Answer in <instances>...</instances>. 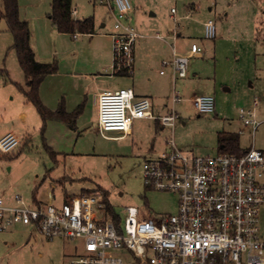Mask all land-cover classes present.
<instances>
[{"label":"rangeland","instance_id":"374dc122","mask_svg":"<svg viewBox=\"0 0 264 264\" xmlns=\"http://www.w3.org/2000/svg\"><path fill=\"white\" fill-rule=\"evenodd\" d=\"M131 1L132 24L143 35L137 46L136 69L134 74H114V41L112 55L104 49L109 40L105 35L114 25L107 4L99 0H73L76 18H95V33L75 38L52 26L48 18L51 0H19L20 15L31 26L37 57L58 64V69L41 84L42 101L56 109L59 99L75 100L78 85L86 90L80 97L82 100L85 96L77 128L53 119L44 124L31 102H21L20 92L14 88L20 66L12 48L13 36L6 21L0 20V130L11 129L17 135L21 129L28 131L13 151L0 154V192L7 203L13 202L15 194L30 201L34 196L47 198L52 192L56 196L54 202H71L73 197L105 189L107 201L122 226L130 205L141 207L145 214L177 212L178 192L148 188L144 181L146 158L164 150L170 138L191 155L216 154L220 132L238 136L242 148L254 143L264 149V96L258 95L257 106L244 98L251 87V75L258 67L264 68V1ZM209 18L217 24L214 39L202 38L203 22ZM179 31L185 47L194 39L204 44L206 59L194 61L201 74L215 76L229 88L217 93L215 112L200 114L184 94L182 100L173 103L174 83H165L160 74L159 58L166 41L156 35L160 33L171 42L178 39ZM149 49L157 50L156 54L143 56ZM132 84L139 90L152 91L149 98L156 116L173 109L179 113L173 128H161L158 119L135 118L130 134L109 131L104 135L99 130L98 107L94 105L99 86L116 90ZM10 89L17 93L14 95ZM241 108H255L256 118L263 120L255 132L240 118ZM24 109L27 116L22 118ZM261 233L264 235V212ZM86 253L81 237L48 239L20 224L0 231V264H71L72 258Z\"/></svg>","mask_w":264,"mask_h":264},{"label":"built area","instance_id":"2783aa9c","mask_svg":"<svg viewBox=\"0 0 264 264\" xmlns=\"http://www.w3.org/2000/svg\"><path fill=\"white\" fill-rule=\"evenodd\" d=\"M99 1L109 6L114 18L113 72L132 74L135 44L142 36L132 24L133 3ZM217 33L216 21L206 20L204 37L214 39ZM156 36L168 42L166 36ZM171 47L172 58L162 60L161 72L171 66L176 76L184 77L190 58L202 53V46L192 43L186 52L178 51L174 43ZM180 100L174 93L173 103ZM97 103L99 130L104 135L129 132L135 118L158 119L173 128L179 117L175 109L156 116L150 98L136 97L131 87L104 90ZM192 103L200 114L216 109L213 94L197 95ZM258 103L255 98L254 105ZM240 118L253 132L263 122L256 118L255 108H241ZM19 144L17 134L8 131L0 137V152H11ZM166 145L146 158L144 181L148 188L178 192L176 213L145 214L141 207L130 205L121 226L100 190L61 205L30 203L20 194L7 203L0 192V231L21 224L34 227L48 239L81 237L87 253L72 258L71 264H264V149L253 145L240 154L191 155L173 137Z\"/></svg>","mask_w":264,"mask_h":264},{"label":"trees","instance_id":"16d2710c","mask_svg":"<svg viewBox=\"0 0 264 264\" xmlns=\"http://www.w3.org/2000/svg\"><path fill=\"white\" fill-rule=\"evenodd\" d=\"M49 17L60 32L75 34L77 32L91 34L95 32V18H75L73 15V0H51ZM6 21L7 29L13 36L14 48L20 67L26 76V85L21 87L26 99L31 102L42 117L44 124L49 119L64 121L69 127L75 128L76 121L82 111L83 104L75 110L68 111L63 102L56 109H50L41 99L40 87L44 78L58 69L56 61H41L37 58L32 45V30L30 23L20 15L19 0H0V20ZM114 74H127L115 72ZM219 151L244 153L246 149L239 143V137L233 133H219ZM9 153V152H8ZM106 196L105 189H98ZM110 209L113 208L110 206ZM118 220V215L114 214Z\"/></svg>","mask_w":264,"mask_h":264},{"label":"crops","instance_id":"0c3cea01","mask_svg":"<svg viewBox=\"0 0 264 264\" xmlns=\"http://www.w3.org/2000/svg\"><path fill=\"white\" fill-rule=\"evenodd\" d=\"M262 1V0H261ZM51 11V10H50ZM50 11L48 12V18L50 19V17H49V13H50ZM74 15V14H73ZM75 17V16H74ZM23 18V17H22ZM76 18V17H75ZM25 19V18H24ZM78 19H80V18H78ZM50 21H51V19H50ZM52 22V21H51ZM205 22V21H204ZM204 22H203V26H204ZM52 26H53V23H52ZM56 28V27H55ZM57 30V29H56ZM112 31H113V29H111L109 32H107L106 33V35L105 36H107V38L109 39V40H107L106 41V43H105V46H104V49H105V51L107 52V53H109V55H112V42H113V37H112ZM141 35H142V33L139 31V30H137ZM60 32V31H59ZM203 32H204V30H203ZM62 33H65V32H62ZM93 33H95V32H93ZM93 33H91V34H93ZM68 34H70V33H68ZM75 38H77L78 36H84V35H88L87 33H80V32H77V33H75V34H72ZM143 36V35H142ZM142 36H140L138 39H137V41H136V44H135V50H134V56H135V59H134V70H133V73L132 74H134L135 73V69H136V61H137V52H138V48H139V46H138V44H139V39L142 37ZM177 36H179L178 37V39L176 40V41H174V40H170L171 42H169V40H168V42H166L165 44H164V48H163V50H162V52H161V56H160V58H159V62L161 63V68H160V74H162L163 76H164V82L166 83V82H169V81H171V82H173L174 83V89H175V93L176 94H178L180 97H182V99H183V96L184 95H186L187 96V98H189L190 100H191V102H192V98H194L195 96H197V95H201V94H213V95H215V98H217V93H219L220 91H228L229 90V88L227 87V86H223V85H221V82L219 81V80H217V78L215 77V76H203L202 74H201V72H200V66H194V65H196V64H194V61L195 60H199V59H206V52H205V46H204V44L203 43H199L197 40H192L191 41V44L192 43H198L199 45H201L202 46V53H199V54H197V55H195V56H193V57H191L190 58V61H189V63H191V62H193L192 64H193V66L192 65H190V68L187 70V75L186 76H184V77H180V76H176L175 75V73H174V70L172 69V67L171 66H167V67H165L164 68V72L162 73L161 72V70L163 69V67H162V60L163 59H171L172 58V47H171V43H174L175 44V47H176V49L178 50V51H180V52H186V51H188V49L190 48V46H188V47H185L184 46V43H183V41H182V32H178L177 33ZM157 37V36H156ZM217 37V36H216ZM158 38V37H157ZM202 38H205L204 37V35H202ZM169 44V45H168ZM32 45H33V48L35 47V45H34V42H33V34H32ZM137 46H138V48H137ZM35 50V49H34ZM157 51V50H156ZM156 51H152V49H149L148 51H146L145 50V52L143 53V56H149V57H151L152 55H155L156 54ZM36 52V51H35ZM53 52V51H52ZM169 54V55H168ZM36 55H37V53H36ZM17 56V55H16ZM38 58V57H37ZM39 59V58H38ZM18 60V59H17ZM40 60V59H39ZM41 61H43V60H41ZM19 63V62H18ZM20 66V65H19ZM20 69L22 70V68L20 67ZM19 69V70H20ZM138 69L140 70V66L138 67ZM259 69V70H258ZM2 70H4V69H2ZM19 70H17V74H16V76L14 77V79H15V87L14 88H16V90H18V92H20L19 94H20V96H21V102L24 104V103H26L28 100L26 99V97H25V95H24V93L22 92V90H21V88H20V86L21 87H25V85H26V76H25V74H24V72H23V70L22 71H19ZM258 70V71H257ZM257 70L254 72V74H252L251 76L253 77V80H252V83L250 84L251 85V87L248 89V91L246 90L245 91V99L247 98L248 99V101H251L252 102V104H253V106H255L254 105V100H255V98H258L259 99V97H261V98H263V96H264V68H262L261 66L260 67H258L257 68ZM6 73L7 74H9L8 73V71L6 70ZM75 75H77V74H75ZM123 87V86H122ZM128 87H131L133 90H134V93H135V96L136 97H149V95H151L152 94V91L149 89V88H147V90H139L138 88H137V86H135L134 84H132V86L131 85H129ZM41 88V87H40ZM222 88V89H221ZM109 89H111V88H108V87H104V86H102V85H100L99 86V91H98V94L99 93H101L102 91H104V90H109ZM155 91V90H154ZM10 92H13L14 93V95H15V93H17V91H13L12 89H10ZM86 92V90H85V88H83V87H81V86H79L78 85V87L76 88V90H75V96H76V98H75V100L73 101V102H71V99L70 98H68L67 97V101L64 99V98H62V99H59V102H58V105L56 106V108H58V106L61 104V102H63L64 103V105H65V107H66V109L68 110V111H73V110H75L80 104H83L84 105V97H83V99L82 100H80V97H82V95L83 94H86L85 93ZM41 93V92H40ZM184 94V95H183ZM63 95V94H62ZM67 95V94H66ZM183 95V96H182ZM258 95H259V97H258ZM98 96V95H97ZM97 96L95 97V104L94 105H97V107H98V103H97ZM15 97V96H14ZM77 101V102H76ZM79 101V102H78ZM75 103H77L76 104V106H73V105H75ZM259 104V103H258ZM257 104V105H258ZM256 105V106H257ZM73 107V108H72ZM215 111H216V109H215ZM83 112V108H82V111H81V113ZM81 113L79 114V116L81 115ZM27 116V113H26V111H25V109L23 110V112H21V117L22 118H25ZM78 116V117H79ZM77 120H78V118H77ZM156 120V119H155ZM61 121V120H60ZM133 121H134V119H133ZM62 122H64V121H62ZM156 122H157V124H158V126H161V128H164V127H166V126H164V125H162L161 123H160V121H158V120H156ZM65 123V122H64ZM66 124V123H65ZM97 124H98V128H99V123H98V109H97ZM68 126V125H67ZM75 128H77V121H76V127ZM133 128H134V126H133V122H132V126H131V129H130V131L129 132H127L126 134H130L131 132H133ZM8 131H12L13 132V130H8ZM8 131H1L0 130V137L4 134V133H6V132H8ZM28 131L26 130V129H21V131H20V133H19V135H17L19 138L20 137H25L26 136V133H27ZM253 145H254V143H253ZM253 145H251V146H253ZM251 146H248V147H246V148H244V149H248V148H250ZM255 146V145H254ZM256 147V146H255ZM219 151V150H218ZM1 153H4V152H0V154ZM55 194H53V192L52 193H49L48 194V196H47V198H38L37 196H34L33 198H32V200H30V201H28V202H30V203H32V202H35V203H46V202H52V203H54V204H56V205H61L63 202H65V199H64V201H62V202H60V203H56V202H54V199H55ZM18 225V224H17ZM21 225V224H20ZM16 225H14V226H12V227H10V228H14ZM24 226H26V225H24ZM27 227H29L30 229H32V230H36L34 227H30V226H27ZM9 229V228H8Z\"/></svg>","mask_w":264,"mask_h":264}]
</instances>
